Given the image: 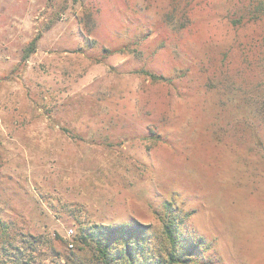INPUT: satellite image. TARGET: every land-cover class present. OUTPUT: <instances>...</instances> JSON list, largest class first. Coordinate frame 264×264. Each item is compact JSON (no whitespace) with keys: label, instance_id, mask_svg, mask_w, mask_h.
Wrapping results in <instances>:
<instances>
[{"label":"rangeland","instance_id":"1","mask_svg":"<svg viewBox=\"0 0 264 264\" xmlns=\"http://www.w3.org/2000/svg\"><path fill=\"white\" fill-rule=\"evenodd\" d=\"M168 201L208 264H264V0H0V264L132 220L164 248Z\"/></svg>","mask_w":264,"mask_h":264},{"label":"trees","instance_id":"2","mask_svg":"<svg viewBox=\"0 0 264 264\" xmlns=\"http://www.w3.org/2000/svg\"><path fill=\"white\" fill-rule=\"evenodd\" d=\"M166 206L164 234L168 245L164 248L153 245L147 224L132 220L122 224L84 226L81 228L79 239V243L84 247L65 242L64 252H57L54 246L56 235L59 236L57 233L55 237L35 238L31 242L29 261L23 262L24 257L19 247L18 252L14 254V260L18 264L35 263V253L41 243L54 257L50 264H208L209 255L205 253L207 246H204V238H187L182 230L183 223L174 213L172 202L168 201ZM12 232L16 233V236L19 234L11 221L0 216V249L5 254L8 253L9 244L15 245L11 240ZM86 246L93 247L92 257L81 254Z\"/></svg>","mask_w":264,"mask_h":264},{"label":"built area","instance_id":"3","mask_svg":"<svg viewBox=\"0 0 264 264\" xmlns=\"http://www.w3.org/2000/svg\"><path fill=\"white\" fill-rule=\"evenodd\" d=\"M71 232H72V230H71Z\"/></svg>","mask_w":264,"mask_h":264}]
</instances>
